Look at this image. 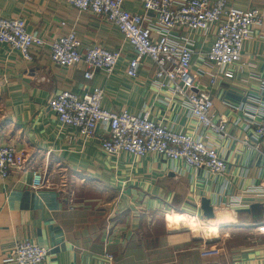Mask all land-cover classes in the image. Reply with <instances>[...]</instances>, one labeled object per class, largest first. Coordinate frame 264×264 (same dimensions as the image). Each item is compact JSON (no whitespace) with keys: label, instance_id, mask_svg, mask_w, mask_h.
Instances as JSON below:
<instances>
[{"label":"crops","instance_id":"1","mask_svg":"<svg viewBox=\"0 0 264 264\" xmlns=\"http://www.w3.org/2000/svg\"><path fill=\"white\" fill-rule=\"evenodd\" d=\"M231 5L264 16V0ZM124 8L146 15L139 0H124ZM0 16L26 20L28 32L48 43L33 49L32 62L0 45V146L24 155L22 168L0 178V264L19 241L48 249L43 264H264V142L254 136L264 117V22L245 43L242 60L224 70L206 58L215 30L171 32L192 43L197 89L211 94L217 119L227 122V135H218L198 124L171 84L162 85L150 58L136 79L128 77L135 51L105 19L68 0H0ZM156 23L149 14L146 24ZM71 31L83 51H120L116 70L88 80L82 65L55 64L49 44ZM159 38L157 29L153 39ZM95 88L105 92V110L151 112L156 122L215 148L228 162L226 174L155 154L108 156L97 140L62 127L50 100L65 90L85 96ZM99 134L106 135L105 126ZM36 170L55 186L34 190Z\"/></svg>","mask_w":264,"mask_h":264},{"label":"built area","instance_id":"2","mask_svg":"<svg viewBox=\"0 0 264 264\" xmlns=\"http://www.w3.org/2000/svg\"><path fill=\"white\" fill-rule=\"evenodd\" d=\"M146 15L133 14L124 8V0H68L80 12H89L114 25L133 47L135 57L130 60L127 75L136 79L143 59L150 58L157 66V77L173 87V94L181 96L190 107L192 116L205 130L227 135V122L217 119L214 102L208 91L197 89V76L192 71V43H181L172 38L175 30L216 31V41L206 54L207 60L220 70L242 60L245 43L255 28H260L264 16L258 9L239 11L232 0H139ZM157 18L156 28L146 24L148 15ZM64 25V23H62ZM159 30L160 38L153 39ZM48 43L28 32L24 19L0 16V45L18 53L27 62L34 59L33 49L45 48ZM52 61L63 67L82 65L85 77L93 80L98 72L112 74L122 54L99 46L82 50V42L75 31L53 40L50 44ZM214 83V81H213ZM105 92L95 88L85 96L70 90L54 96L49 106L64 128L78 131L84 140H97L108 156L122 153L143 158L150 154L166 160L181 162L196 171L205 170L213 176H224L227 160L213 147L191 134L176 132L156 122L151 112L133 115L128 111H107L103 108ZM105 126L106 135L99 134ZM257 142H264V117L254 128ZM260 149L257 145L256 149ZM24 155L11 145L0 146V178L7 179L13 170L22 168ZM52 187L47 175L33 172L32 188ZM49 250L29 242H16L4 264H43Z\"/></svg>","mask_w":264,"mask_h":264},{"label":"bare ground","instance_id":"3","mask_svg":"<svg viewBox=\"0 0 264 264\" xmlns=\"http://www.w3.org/2000/svg\"><path fill=\"white\" fill-rule=\"evenodd\" d=\"M180 220L183 221V222H186V221L189 220V218L187 216H185V217H181ZM177 222H178V220H177ZM177 222H176L175 226L178 224ZM216 230H217L216 228L212 229V231H216Z\"/></svg>","mask_w":264,"mask_h":264},{"label":"rangeland","instance_id":"4","mask_svg":"<svg viewBox=\"0 0 264 264\" xmlns=\"http://www.w3.org/2000/svg\"><path fill=\"white\" fill-rule=\"evenodd\" d=\"M51 184H52V187H54V186H55V184H54L53 182H51Z\"/></svg>","mask_w":264,"mask_h":264}]
</instances>
